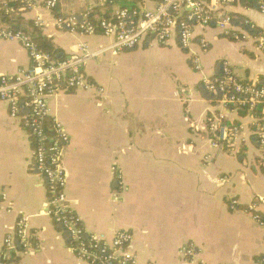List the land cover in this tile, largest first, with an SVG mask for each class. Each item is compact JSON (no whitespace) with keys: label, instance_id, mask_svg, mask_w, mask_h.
Here are the masks:
<instances>
[{"label":"crops","instance_id":"0c3cea01","mask_svg":"<svg viewBox=\"0 0 264 264\" xmlns=\"http://www.w3.org/2000/svg\"><path fill=\"white\" fill-rule=\"evenodd\" d=\"M113 3V10L122 7ZM98 7V0H60L59 10L69 16ZM230 11L241 13L264 36V14L257 8L244 2ZM16 16L41 18L43 33L68 58L78 53L80 43L102 52L98 57L113 55L110 62L95 57L85 65L93 89L50 98L53 119L71 137L64 159L68 204L86 230L109 240L119 231L131 232L130 250L138 264H262L264 227L246 211L256 203L264 213V153L252 133L253 120L203 95V79L219 75L223 61L242 80H264V51L255 37L237 41L215 26L197 29L192 52L202 60L198 72L191 53L177 41L165 46L147 41L115 55L104 51L113 38L59 31L54 13L44 9L18 10ZM237 32L248 33L241 27ZM202 38L209 44L206 51ZM30 65L19 42L0 39V76ZM214 116L243 127L240 140L228 149L211 148L205 126ZM0 189L9 195L0 210L1 258L12 253L5 239L26 216L32 251L19 249L17 264H89L47 215V182L35 170L31 138L1 101ZM190 245L197 249L193 258L183 253Z\"/></svg>","mask_w":264,"mask_h":264},{"label":"built area","instance_id":"2783aa9c","mask_svg":"<svg viewBox=\"0 0 264 264\" xmlns=\"http://www.w3.org/2000/svg\"><path fill=\"white\" fill-rule=\"evenodd\" d=\"M107 0H98L104 5ZM134 9L117 7L107 19L93 21L88 13L79 16H59L55 25L59 31L90 36L98 33L113 38V44L104 51L117 55L141 47L151 41L161 46L177 41L184 51L191 53V62L198 72L203 71L202 60L192 52L197 39V29L215 27L226 37L237 41L253 37L264 51V36L237 32L240 27L227 13L236 5L252 1L258 11L264 14V0H137ZM113 2H111L112 4ZM24 6L28 10L44 9L53 13L59 0H0V8L14 11L13 5ZM35 22L42 29L41 18ZM251 29L256 27L245 22ZM0 39L19 42L29 53L31 65L15 75L0 76V101L9 107L10 117L21 122L33 144L34 167L47 182V215L60 225L68 236L73 252L89 264H138L130 245L133 234L119 231L111 240L105 236L89 233L81 219L68 204V173L64 166L71 137L65 127L53 119L50 98L63 91L91 90L94 84L85 72L88 61L102 54L93 53L87 43H80L78 53L64 61L55 62L39 49L31 36L23 31H15L8 26H0ZM208 42L202 38L201 48L208 50ZM205 90L220 96L221 104L230 112H244L253 120V135L264 153V85L257 81L240 79L228 61L222 62L219 76L203 79ZM205 131L209 134L211 148L221 149L223 145L233 146L240 140L242 125H227L225 117L214 116L207 120ZM9 195L0 189V210ZM239 206L232 200V208ZM255 222L264 227V213L258 204L246 208ZM33 234L29 218L23 216L17 223L14 234L8 235L4 246L8 252L31 253ZM186 257L197 254L195 246L183 250ZM6 258V257H4ZM0 264H5L2 259ZM264 264V257L262 258Z\"/></svg>","mask_w":264,"mask_h":264},{"label":"trees","instance_id":"16d2710c","mask_svg":"<svg viewBox=\"0 0 264 264\" xmlns=\"http://www.w3.org/2000/svg\"><path fill=\"white\" fill-rule=\"evenodd\" d=\"M117 3H119L123 8H128V9H134L136 5L138 4L137 0H128V3L126 0H114ZM113 0H107L104 5H101V7L94 8L90 11H85V12H80L77 13V15L82 16L85 13L89 14V17L97 22L100 19H107L109 18L110 14L112 13L114 3L111 4ZM247 5L251 9H256V5L252 1H247ZM14 11H9V13L5 9L0 8V26H8L9 28L15 30V31H23L27 34H29L32 38V40L39 46V49L41 50L42 53L47 54L51 57V59L55 62H60L68 59L66 53L64 50L57 48L53 45L51 40L43 33L42 29L37 28L35 26V22L33 21H25L22 17L16 16V12L22 11V12H27L28 9L25 8L24 6H19L17 4L13 5ZM60 0L57 9L53 12L55 17H59L60 14ZM101 9H104V13H102ZM228 15L232 16L234 18L235 24L241 28H243L245 31H247L249 34L257 36L261 35V32L257 29L253 30L250 28L249 25L245 24V17L239 13V12H233L229 11L227 13ZM215 25L213 24V27ZM131 51V50H128ZM221 72L219 73V75ZM217 75V76H219ZM261 84L264 85V80H261ZM204 97L211 101L215 102V100L218 98H221L220 96L217 97V95H212L209 94L205 91H203ZM226 147L225 149H228V145L225 144ZM223 148V147H222ZM239 160L243 161L242 156L239 155ZM115 185L120 187V179L116 177V180L114 181ZM0 257V260L5 264H17L18 263V258L16 256V253L12 252L11 254L7 255L6 258Z\"/></svg>","mask_w":264,"mask_h":264},{"label":"rangeland","instance_id":"374dc122","mask_svg":"<svg viewBox=\"0 0 264 264\" xmlns=\"http://www.w3.org/2000/svg\"><path fill=\"white\" fill-rule=\"evenodd\" d=\"M113 55H111L110 53H105L102 56L98 57L97 60L104 63V62H110L112 59Z\"/></svg>","mask_w":264,"mask_h":264}]
</instances>
